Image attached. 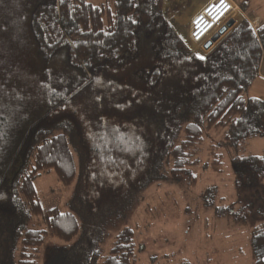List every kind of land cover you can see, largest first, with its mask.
Instances as JSON below:
<instances>
[{"label": "trees", "instance_id": "trees-1", "mask_svg": "<svg viewBox=\"0 0 264 264\" xmlns=\"http://www.w3.org/2000/svg\"><path fill=\"white\" fill-rule=\"evenodd\" d=\"M263 59L264 23L241 19L201 57L164 0H0V264H97L104 229L146 189L163 179L196 186L189 168L201 165L204 132L224 130L235 151L264 137V102L244 94ZM207 157L204 168L221 173L217 145ZM232 164L238 193L264 183L263 156ZM49 172L63 187L75 183L65 211L44 210L36 192ZM252 195L263 208L264 195ZM223 203L216 215L248 221L245 207ZM33 218L45 229L27 228ZM256 221L253 264H264ZM136 259L124 226L101 264Z\"/></svg>", "mask_w": 264, "mask_h": 264}, {"label": "rangeland", "instance_id": "rangeland-1", "mask_svg": "<svg viewBox=\"0 0 264 264\" xmlns=\"http://www.w3.org/2000/svg\"><path fill=\"white\" fill-rule=\"evenodd\" d=\"M91 1L100 4L105 0ZM205 2L164 0L167 19L174 25L187 48L201 57L213 49L241 19L250 20L242 11L264 18V0H235L240 11L233 14L234 25L219 36L210 50H205L203 46L206 42L195 47L189 41L190 20L204 7ZM244 94L264 102V79L254 81ZM223 135L224 130L204 132L198 154L201 165L189 168L197 177L194 188H186L181 182L160 180L144 191L140 200L119 218L115 226L104 229L103 239L98 243L100 257L97 264H101L115 234L124 226L130 227L135 234L136 264H253L250 235L256 220L250 217L259 207L256 222H264V207L257 204L252 194L264 195V183L252 193L247 190L238 193L232 159L236 156L264 157V137L249 139L243 150L235 151L224 143ZM210 144L217 145L222 155L221 173L204 168V164L210 162L207 157ZM34 187L44 210L57 207L65 211L75 183L63 187L54 172H49L40 175ZM221 200L224 201L222 205L231 209L245 207L250 213L248 221L237 224L230 216L216 215L215 208ZM27 228L45 229V223L42 218H33ZM54 243L51 238L47 239L44 254Z\"/></svg>", "mask_w": 264, "mask_h": 264}, {"label": "built area", "instance_id": "built-area-1", "mask_svg": "<svg viewBox=\"0 0 264 264\" xmlns=\"http://www.w3.org/2000/svg\"><path fill=\"white\" fill-rule=\"evenodd\" d=\"M240 11L233 0H206L203 8L197 12L189 24V41L193 46L204 44L232 18L236 11ZM250 25L255 26L249 20Z\"/></svg>", "mask_w": 264, "mask_h": 264}, {"label": "water", "instance_id": "water-1", "mask_svg": "<svg viewBox=\"0 0 264 264\" xmlns=\"http://www.w3.org/2000/svg\"><path fill=\"white\" fill-rule=\"evenodd\" d=\"M234 25V21L230 20L228 21L223 27H221L217 33L215 35H213V37L208 40L205 44H204V49L205 50H210L212 47V44L219 38V36H222L224 33H226V31L228 29H230L232 26ZM228 33V32H227ZM226 33V34H227ZM225 34V35H226Z\"/></svg>", "mask_w": 264, "mask_h": 264}, {"label": "crops", "instance_id": "crops-1", "mask_svg": "<svg viewBox=\"0 0 264 264\" xmlns=\"http://www.w3.org/2000/svg\"><path fill=\"white\" fill-rule=\"evenodd\" d=\"M235 2V0H233ZM236 3V2H235ZM237 4V3H236ZM238 5V4H237ZM242 14L243 15H246L243 11H242ZM250 20L251 19H255L256 20V24L254 25L255 27L258 25V24H263L264 23V18L261 16V15H252V14H248L246 15ZM264 79V59L262 60V63H261V68H260V72H259V77L255 80H263ZM254 97V96H252Z\"/></svg>", "mask_w": 264, "mask_h": 264}, {"label": "bare ground", "instance_id": "bare-ground-1", "mask_svg": "<svg viewBox=\"0 0 264 264\" xmlns=\"http://www.w3.org/2000/svg\"><path fill=\"white\" fill-rule=\"evenodd\" d=\"M251 23L255 24L256 23V20L255 19H252L251 20Z\"/></svg>", "mask_w": 264, "mask_h": 264}]
</instances>
